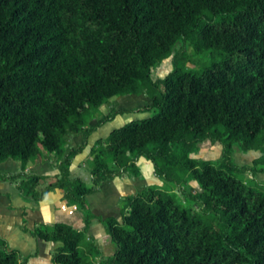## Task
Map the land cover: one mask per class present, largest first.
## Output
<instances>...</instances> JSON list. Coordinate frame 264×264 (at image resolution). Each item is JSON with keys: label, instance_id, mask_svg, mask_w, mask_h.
Instances as JSON below:
<instances>
[{"label": "trees", "instance_id": "obj_1", "mask_svg": "<svg viewBox=\"0 0 264 264\" xmlns=\"http://www.w3.org/2000/svg\"><path fill=\"white\" fill-rule=\"evenodd\" d=\"M131 95L147 100L116 106ZM129 110L148 115L93 140L90 184L71 176L91 133ZM207 138L217 158L195 156ZM50 153L56 181L38 198L58 187L88 209L87 194L127 166L139 175L143 158L171 184L125 195L119 218L96 215L114 245L107 264H264V0H0V162ZM41 225L34 236L60 242L54 264H97L80 254L84 229ZM27 258L0 237V264Z\"/></svg>", "mask_w": 264, "mask_h": 264}, {"label": "rangeland", "instance_id": "obj_2", "mask_svg": "<svg viewBox=\"0 0 264 264\" xmlns=\"http://www.w3.org/2000/svg\"><path fill=\"white\" fill-rule=\"evenodd\" d=\"M170 66H171L170 58L169 57L165 58L157 66L154 73L158 74L159 76H163L164 74H166L168 72V70L170 69ZM115 99H116V106L124 107V108H131V109L134 108V106H138V107L143 106V103L147 100V98L144 97L143 95H139V96L131 95L128 97L117 96V97H115ZM98 112H101V111H99V109L97 111H95L96 117L98 115ZM120 115H121V117H120ZM146 115H148V111L129 110V111L124 112L122 114H116L112 120L107 121L103 124L110 122L111 124L114 123V125H115L114 127H116V126L119 127L123 123H125L126 121H129L132 118H135V117L138 118V117L146 116ZM120 118H122V120H120ZM124 119H125V121H124ZM91 123H93V120H91ZM98 127L100 129L101 125ZM91 137H92V135H91ZM80 139L81 138H79L77 136L73 139L72 143L80 142ZM90 144H91V141H89V143L85 145L84 150L79 155H77L75 157L76 164L74 165V162H72V164L70 165V170H69L71 176H79L86 184H90V182H91L90 166H91L92 162L89 161V164H88L89 159L86 158L83 161V157H84L85 153L88 152V148H89ZM65 147H67V144H65ZM220 152H221V144L217 141H211L209 138H207V139H205L199 143V149H198L197 153L195 154V156L206 157V158H217L220 155ZM257 153H258L257 151H251V150L248 152H245V153L238 152V153L234 154L233 159H235L238 162H250L252 160V158ZM50 154L51 155H49V156H51V158H53L54 153H50ZM139 161H140V159H139ZM17 162H19L18 165H15L14 162L10 161L9 159H7L6 161L0 162V166H1L0 173L3 174V172L8 171V173H6L4 175H8V174L13 175L12 173L16 172L17 173L16 176L10 180L8 179V181L11 183V185L13 184V186H16L19 189L22 196H24L27 199H31L32 201H37L36 197L39 196L40 193H42L41 190H42L44 183H49L50 181L55 182L56 181L55 176L52 177L51 176L52 174L42 173L44 175L38 176L37 179L34 178L33 183H31V180H33L32 174H34L35 172H32V169L29 166L31 164H33V160H29L24 168L21 165L19 160H17ZM52 165H53V169H51L50 172L51 171H53V172L57 171V167H55V164H52ZM139 165H140V166H138L139 171H140L139 175L135 174V170H134L135 166H127V167H125L124 171L119 172V175L120 174H122V175H120V176L116 175L112 179H114V178H121V179L125 178V180H127V182L130 184L125 189L132 190L133 193H137V192L141 191V188L146 183L153 184L157 187H161V185H164V186H167V185L170 186L171 185V184H168L167 181H165V178L160 177L158 175H155L153 169L151 170L150 174H144V172H142V170H141L142 169L141 162L139 163ZM2 167L6 168V169H2ZM33 168L35 170L44 172L46 170L45 169L46 164L33 166ZM7 169H11V170H7ZM39 174H40V172H39ZM48 175H50V176H48ZM244 176L245 177H247V176L252 177L253 175L250 172H246L244 174ZM2 177H3V175H2ZM256 178L259 180L260 179L264 180V173L257 174ZM104 182L105 181L99 183L100 187L97 186L96 191L101 190V187H102L101 185H103ZM30 184L33 185V189H31L30 194H27L28 193L27 191L30 190L29 189ZM110 184H111V182L109 180L108 187ZM148 184H146V185H148ZM103 186H104V189H106L107 184H106V186L105 185H103ZM3 188L4 187H2L1 189H3ZM51 190H53V189H51ZM114 191L115 190H113L111 192L114 193ZM123 191H124V189H123ZM111 192H109V194H112ZM115 192H116L115 194H118V191H115ZM132 192H130V193H132ZM125 195H127V194H122L118 200V203L116 204V206L119 208V210H121L124 207V204L126 202ZM104 196H106V195H104ZM85 197H86V201L88 202V209H86V208L84 209L82 207V209H83L82 213H84V212L87 213V210H88L89 212L93 213V215H94L93 217H95L98 213L91 208L90 201L87 199V195ZM105 198H107V200H105V201H107V204L109 206L114 205V197H112V195H109ZM101 201H103V199ZM92 202H94V201L92 200ZM98 205H99V203L95 205V208ZM98 209H100V208H98ZM101 214H103L105 216L109 215L108 213H101ZM112 215H115L119 218L120 212L115 211L114 214H112ZM101 217H103V216H101ZM49 224H51V223H49ZM37 226H38V224H37ZM44 226L45 225L40 224V227H44ZM3 234L4 235L10 234L11 237L14 238V241H11L14 245L19 244V243L23 244L26 241V243H24L22 245V247H20V249L23 250V252H29L30 250L33 249V244L30 241H28L27 238H25L27 236V233H23V232L15 230V231H11V232L7 231V232H4ZM97 234H99V233L97 232ZM103 237L108 238V236H102V237L100 236V238H98V240H96V244H99L100 249L99 248L98 249L100 250V252H98L99 254L95 253L93 250L89 249L90 245H92L91 243L93 240L90 241L91 239H89V237H87L85 230H83V236H82L81 241H80V254L83 257H85V259L87 261L91 260L97 264H107L108 263L107 260H108L109 255H111L113 252L114 245L110 239H109V241H105ZM57 245H60V242L55 241V245L51 246L50 251L48 249V246L47 247L41 246L42 247L41 250H45V252H47V250H48V252H50V255L52 256V253L55 251V247ZM35 252H36V250H35ZM39 252L41 253V251H39ZM32 253H34V251H32ZM42 254L43 253L38 254V255L43 256ZM50 255L48 254V256H47V254H46L43 257L44 258L46 257L48 264H54L52 262V260H51L52 263L50 262V259H51V257L49 258ZM28 264H36V263L34 262V260H31L30 262L28 261Z\"/></svg>", "mask_w": 264, "mask_h": 264}, {"label": "crops", "instance_id": "obj_3", "mask_svg": "<svg viewBox=\"0 0 264 264\" xmlns=\"http://www.w3.org/2000/svg\"><path fill=\"white\" fill-rule=\"evenodd\" d=\"M99 136H101V132L97 131L95 137L97 138ZM9 160L13 161L15 165L19 164L17 160H13V159H9ZM52 161L53 159L51 158V156H49L47 160H45L43 163L37 165H30L29 167L32 169V172H35L36 174H39V172L40 174L42 173L54 174L58 172V168L57 171L50 172V170L53 169ZM72 162H74V165L76 164L75 159ZM140 162L142 166L141 169L142 172H144V174H150L151 170L153 169L151 162L146 161L144 158L138 161V163ZM42 164L43 165L46 164V168H45L46 170L44 172L35 170L33 168V166H38ZM2 169H6V168L2 167ZM7 170H11V169H7ZM107 180H105L103 184L105 186L107 184L106 189H104V186L101 185L102 186L101 190L99 191L94 190L93 192L87 194V199L90 201L91 208L98 213L97 216L101 215L105 217V215L101 213H108L109 215H112L114 214L115 211L120 212L119 208L116 206L120 196L122 194H129L130 192H132V190L125 189L127 188L128 185H130L127 182V180H125V178L122 179L108 178ZM109 180L111 184L108 187ZM2 187L4 188L1 189ZM54 188H51L53 190L50 189L49 191H47L43 195V197L38 198L37 201H32L31 199H27L24 196H22L19 189L16 186H13V184L11 185L8 179L0 178V189H1L0 190V237L6 239V241L10 246L18 249L19 253L22 256H28L26 264H28V261L30 262L31 260H34L36 264H48L46 257L44 258L43 256H45L46 254L47 256L48 254L50 255V252H48V250L47 252H45V250H41V248L43 246L46 247L48 246V249L50 251L51 246L55 245V242L51 240H44L38 236H34L31 233L32 229L37 224H46L55 221H63L71 224L73 227L77 229H84L87 234V237L93 240L94 244H96V240H98L100 236L101 237L108 236V238H104V237L103 238L105 241H109V235L105 232L104 226L102 222L98 219V217L96 216L91 217L89 221L86 223L84 219V213H82L81 207L76 203H70L68 201V198L64 196V193L60 188L58 187H54ZM113 190L118 191V194H115L116 193L115 191L114 193H112L111 191ZM109 192H111L112 194H109ZM109 195H112V197H114L113 206H109L107 204V201H105L107 200V198L105 197ZM102 199L103 201H101ZM92 200L94 202H92ZM98 203L99 205L96 206L95 208V205ZM15 230L23 233H27V236L25 238H27L28 241H30L33 244L32 250H30L29 252H23V250H21L20 247H22V245L26 243V241L23 244L19 243L14 245L11 242L14 241V238H12L10 234L8 235L3 234L4 232L7 231L11 232ZM97 232L99 234H97ZM96 246L100 249L99 244H96ZM32 251H34V253H32ZM39 251L43 253L42 254L43 256L38 255L41 254ZM50 257L51 255L49 256V258Z\"/></svg>", "mask_w": 264, "mask_h": 264}, {"label": "water", "instance_id": "obj_4", "mask_svg": "<svg viewBox=\"0 0 264 264\" xmlns=\"http://www.w3.org/2000/svg\"><path fill=\"white\" fill-rule=\"evenodd\" d=\"M120 117H121V115H120ZM120 120H122V118H120ZM124 121H125V119H124ZM115 125H114V123H106V124H102L101 125V128L99 129V127L96 129V130H94L92 133H91V135H92V137H91V143L93 142V140L96 138L95 136H96V134H97V131H99V132H101V136H106L113 128H115L114 127ZM117 127V126H116ZM99 129V130H98ZM95 137V138H94ZM94 138V139H93Z\"/></svg>", "mask_w": 264, "mask_h": 264}]
</instances>
